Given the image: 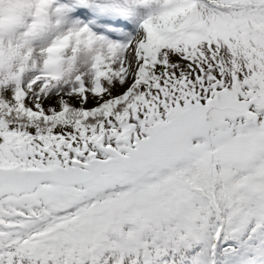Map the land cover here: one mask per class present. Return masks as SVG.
<instances>
[{
	"label": "snow or ice",
	"instance_id": "snow-or-ice-1",
	"mask_svg": "<svg viewBox=\"0 0 264 264\" xmlns=\"http://www.w3.org/2000/svg\"><path fill=\"white\" fill-rule=\"evenodd\" d=\"M0 264H264V0H0Z\"/></svg>",
	"mask_w": 264,
	"mask_h": 264
}]
</instances>
